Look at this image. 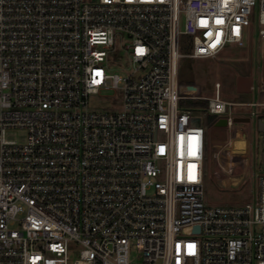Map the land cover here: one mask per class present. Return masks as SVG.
I'll return each instance as SVG.
<instances>
[{
  "label": "built area",
  "instance_id": "1",
  "mask_svg": "<svg viewBox=\"0 0 264 264\" xmlns=\"http://www.w3.org/2000/svg\"><path fill=\"white\" fill-rule=\"evenodd\" d=\"M251 16L264 46V0H0V264H264V174L252 201L206 202L205 129L182 105L204 100L232 131L234 106L264 108V80L244 102L178 77L181 57L242 45ZM116 89L119 108L90 106ZM234 159L220 168L242 174Z\"/></svg>",
  "mask_w": 264,
  "mask_h": 264
},
{
  "label": "rangeland",
  "instance_id": "2",
  "mask_svg": "<svg viewBox=\"0 0 264 264\" xmlns=\"http://www.w3.org/2000/svg\"><path fill=\"white\" fill-rule=\"evenodd\" d=\"M183 22L182 14L179 18L180 28L183 27ZM258 27L255 18L251 16L250 26L244 33L243 44L228 43L222 52L214 58L181 57L178 63L180 84H196L199 86V94L209 95L214 92V83L218 81L220 82V94L224 99L244 102L256 99L257 91L250 87L251 85L257 87L259 82L264 80V46L257 33ZM183 40L179 51L189 53L191 39L185 37ZM126 42L127 39L124 36L117 35L112 51L113 58L109 60L110 70L121 75H125L129 71L127 59H122L126 56L122 49ZM116 58H121L122 63L117 62ZM121 100L122 92L120 89H116L106 90L99 93L98 96L90 97L89 103L93 108L98 106L119 108ZM195 100H199L203 104L192 105L188 101H185L184 104L196 111L201 117L205 129L206 202L219 205H238L252 201L257 196L258 177L264 174L262 163L264 159V129H258L253 116H250L249 121L235 122V129L232 131L225 126H217L215 121L218 116L213 115L211 120L208 119V114L203 109L206 102L202 99ZM251 109L259 110V113L264 114V108H252L251 106H234L233 113L234 115L248 116L250 115L248 110ZM262 117L264 120V116ZM5 137L17 142H24L26 130L21 127H10L5 130ZM230 138L231 144L229 145L227 141ZM217 149H221L219 162L225 168H229L233 164V172L240 170V160L234 159L238 154H243L247 158V168L239 175L227 174L212 156V153Z\"/></svg>",
  "mask_w": 264,
  "mask_h": 264
},
{
  "label": "water",
  "instance_id": "3",
  "mask_svg": "<svg viewBox=\"0 0 264 264\" xmlns=\"http://www.w3.org/2000/svg\"><path fill=\"white\" fill-rule=\"evenodd\" d=\"M179 89L180 91L184 92V91H194L196 93L199 92V86L196 84H191V83H181L179 85ZM234 122H246L250 120L249 116H235L233 118ZM215 124L217 126H225L227 124L226 119L225 118H219L215 121ZM256 125L258 127V129H264V120H262V118H257L256 119ZM263 165H264V160L262 161ZM197 229V226H196Z\"/></svg>",
  "mask_w": 264,
  "mask_h": 264
},
{
  "label": "trees",
  "instance_id": "4",
  "mask_svg": "<svg viewBox=\"0 0 264 264\" xmlns=\"http://www.w3.org/2000/svg\"><path fill=\"white\" fill-rule=\"evenodd\" d=\"M185 101L191 102V103H192V105H199V104H203V102H201V101H199V100H195V99H188V100H184V101H182V105H184V106H186V107H188V106L184 104V102H185ZM192 105H191V106H192ZM205 107H206V103H205ZM205 107L203 108L204 110H206V109H205ZM207 114H208V119H210V120H211L213 115H212V114H209V113H207ZM262 115H264V114H262Z\"/></svg>",
  "mask_w": 264,
  "mask_h": 264
},
{
  "label": "bare ground",
  "instance_id": "5",
  "mask_svg": "<svg viewBox=\"0 0 264 264\" xmlns=\"http://www.w3.org/2000/svg\"><path fill=\"white\" fill-rule=\"evenodd\" d=\"M235 145V144H234ZM236 149V148H235ZM231 155V154H230ZM230 165V164H229Z\"/></svg>",
  "mask_w": 264,
  "mask_h": 264
},
{
  "label": "crops",
  "instance_id": "6",
  "mask_svg": "<svg viewBox=\"0 0 264 264\" xmlns=\"http://www.w3.org/2000/svg\"><path fill=\"white\" fill-rule=\"evenodd\" d=\"M246 151V149H244Z\"/></svg>",
  "mask_w": 264,
  "mask_h": 264
},
{
  "label": "flooded vegetation",
  "instance_id": "7",
  "mask_svg": "<svg viewBox=\"0 0 264 264\" xmlns=\"http://www.w3.org/2000/svg\"><path fill=\"white\" fill-rule=\"evenodd\" d=\"M263 160H264V159H263ZM263 160H262V161H263Z\"/></svg>",
  "mask_w": 264,
  "mask_h": 264
}]
</instances>
